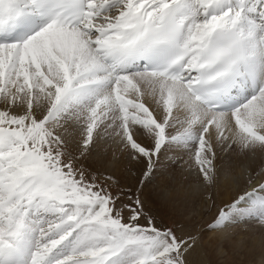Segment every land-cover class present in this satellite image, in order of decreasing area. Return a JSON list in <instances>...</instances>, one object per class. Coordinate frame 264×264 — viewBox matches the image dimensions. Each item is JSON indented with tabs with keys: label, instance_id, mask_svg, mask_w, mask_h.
Masks as SVG:
<instances>
[{
	"label": "snow or ice",
	"instance_id": "snow-or-ice-1",
	"mask_svg": "<svg viewBox=\"0 0 264 264\" xmlns=\"http://www.w3.org/2000/svg\"><path fill=\"white\" fill-rule=\"evenodd\" d=\"M162 157L185 217L147 191ZM240 223L264 228V0H0V264H211Z\"/></svg>",
	"mask_w": 264,
	"mask_h": 264
},
{
	"label": "rangeland",
	"instance_id": "rangeland-1",
	"mask_svg": "<svg viewBox=\"0 0 264 264\" xmlns=\"http://www.w3.org/2000/svg\"><path fill=\"white\" fill-rule=\"evenodd\" d=\"M240 158L243 159L245 157H240ZM261 158L262 157H260V160H261ZM260 160L255 161V159H254V162L252 161L250 163L251 164H253V163L259 164ZM182 175H184V174H181L179 167H177V168L169 167V161L164 160L162 157L161 167L157 170L156 174L153 176L152 181L148 185V188H147L148 193L150 194L152 199L157 204L158 203H161V204L171 203V205H172L171 207L166 205L170 209L167 210L165 208V211H167L168 213H170L173 216L178 217V218L179 217H185L187 215V212L189 210L192 198H185V197L179 196L181 192L179 194L174 195V196L169 195L168 193H169V190L173 191V188H175L176 186H184L186 184V182L184 180H182V178H181ZM173 179H175V180H173ZM183 191H184V188H183ZM185 193L186 192L184 191L182 193V195H186ZM153 194H156L157 196L153 195ZM169 199H170V202H169ZM189 199H190V201H189ZM182 201H186L185 207L187 209H184L182 211L176 210V212L173 211V209H172L173 205H177L178 203H182ZM199 218H200L201 224H203L204 222L209 220L211 217H210L209 213H207V214H205ZM251 230L254 231V234H251ZM234 233H235V235L232 237L233 239L240 237L241 235L245 234L246 238L243 240V241H245V243L243 242L242 245H237L236 247L235 246L232 247L228 244V241H225L223 243V245H225L224 249L226 251H224L222 253L217 252V248H218L216 246L217 241H216V243H211V246L208 248V255H207V259L211 261V264H213V263L214 264H224V262L228 256L229 257H236L237 260H240V261H238V262H240V264H263V263H259V261L256 259L257 256H255V254L257 252H263L264 251V240L261 239L263 241V245L260 246L259 244H256L255 248L252 247L253 245H251V242H252V237L255 235L261 234L264 237V228L259 227L257 224H253V223H249V224L240 223L234 227ZM212 242H214V241H212ZM246 250L250 251L249 253H251L252 251L255 253L249 254V253H247ZM246 256H247V258H246ZM244 258H246L249 261H247L245 259L246 262L241 263L242 260H244ZM191 259L193 261V264H201V261L204 259V257H202L199 254V252H197V253H194L192 255Z\"/></svg>",
	"mask_w": 264,
	"mask_h": 264
},
{
	"label": "bare ground",
	"instance_id": "bare-ground-1",
	"mask_svg": "<svg viewBox=\"0 0 264 264\" xmlns=\"http://www.w3.org/2000/svg\"><path fill=\"white\" fill-rule=\"evenodd\" d=\"M260 157H261V154L259 152L256 153L255 158L246 156L243 159L240 158L239 156H237L236 154H232L229 157H221V159L217 161V164L219 165V164H221L223 162L225 167L231 169L233 174H236L237 172L238 173L240 172L242 165L249 164L252 161L254 162V159H255V161L260 160ZM251 165L255 166L256 164L253 163ZM180 172H181V174H184V175L186 174V173L182 172L181 169H180ZM173 180H175V179H173ZM183 188H184V186H176L175 188H173V191L169 190L168 194L174 196V195L179 194L181 192L179 196L185 197V198H191L187 193H185L186 195H182V193L185 191V190L183 191ZM215 191H216V194H217V203L219 204L221 202L230 200L236 194V187H235L234 183L231 181V179H229V180L223 181L220 185H218V187H217V189ZM153 195H156V194H153ZM189 201H190V199H189ZM169 202H170V199H169ZM185 202L186 201H182V203H178L177 205H173V207H172L173 211L176 212V210L182 211L184 209H187L185 207L186 206ZM158 204L164 210H165V208L168 210V209H170L169 207L172 206L171 203H168V204H166V203L165 204L158 203ZM166 205L169 206V207H167ZM209 215L211 217L212 213H209ZM251 234H254L253 230H251ZM237 238H243V240H244L246 237H245V234H243V235H241L240 237H237ZM237 238H234V239L232 238L231 241H228V244L230 246H232V247L233 246L236 247L237 246V243H236ZM261 239L264 240V237L261 234L253 236L252 237V242H251V245H253L252 247L255 248L256 244H259L260 246L263 245V241ZM213 241L214 242H212V243H216V241H217L216 246L218 247L217 248V252L218 253H222V252L226 251L224 249L225 245H223V243H221V241H219L217 239H214ZM244 243H245V241H244ZM249 252L250 251H247V253H249ZM251 253H255V252L252 251ZM251 253H249V254H251ZM255 256H257L256 259L259 261V263H263L264 264V251L263 252H257L255 254ZM246 258H247V256H246ZM246 258H244V260H242L241 263L246 262V260H247ZM238 261H240V260H237L236 257H229L228 256L227 259L225 260V262L224 261L223 262H224V264H240V262H238ZM247 261H249V260H247Z\"/></svg>",
	"mask_w": 264,
	"mask_h": 264
}]
</instances>
